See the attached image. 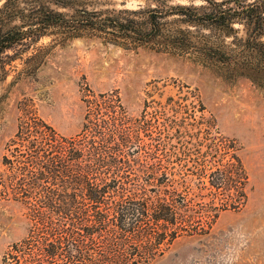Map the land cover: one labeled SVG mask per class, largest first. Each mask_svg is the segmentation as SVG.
<instances>
[{"label": "rangeland", "instance_id": "obj_1", "mask_svg": "<svg viewBox=\"0 0 264 264\" xmlns=\"http://www.w3.org/2000/svg\"><path fill=\"white\" fill-rule=\"evenodd\" d=\"M103 1L116 9L124 1L126 8L137 5ZM28 56L34 59L26 64ZM24 61L0 82V192L11 193L0 195V264L32 229L29 202L15 200L12 192L19 190L13 177L26 174L19 166L29 151L17 134L34 118L67 139L89 121L115 123L128 134L125 141L116 137L123 151L116 154L127 163L115 173L137 180L153 197H163L164 188L149 180L166 175L187 200L207 210L210 219L195 223L153 264H264L263 77L254 83L190 58L58 34L44 37ZM233 157L248 176L247 201L236 210L210 185V174L234 163Z\"/></svg>", "mask_w": 264, "mask_h": 264}, {"label": "trees", "instance_id": "obj_2", "mask_svg": "<svg viewBox=\"0 0 264 264\" xmlns=\"http://www.w3.org/2000/svg\"><path fill=\"white\" fill-rule=\"evenodd\" d=\"M132 1L134 9L126 8L127 1L116 9L103 0H0V82L44 37L55 34L150 48L205 68H228L254 83L264 78V0ZM114 124L89 121L69 139L36 118L20 127L17 137L29 151L25 166H19L26 174L13 177L19 190L12 194L29 202L32 229L11 247L5 264H153L195 223L210 219L166 175L149 180L164 188L162 197L154 186L153 197L137 180L115 173L127 163L116 154L123 153L116 137L125 141L128 134ZM46 145L55 151L50 154ZM233 159L210 174V185L236 210L247 201L248 176ZM9 194L0 192L4 198Z\"/></svg>", "mask_w": 264, "mask_h": 264}]
</instances>
